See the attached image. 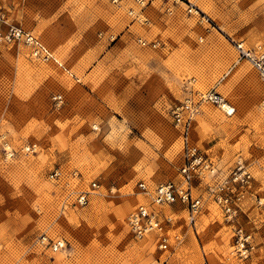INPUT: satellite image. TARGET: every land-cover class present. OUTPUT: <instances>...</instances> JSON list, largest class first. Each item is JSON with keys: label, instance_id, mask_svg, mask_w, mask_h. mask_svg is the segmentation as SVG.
Instances as JSON below:
<instances>
[{"label": "rangeland", "instance_id": "374dc122", "mask_svg": "<svg viewBox=\"0 0 264 264\" xmlns=\"http://www.w3.org/2000/svg\"><path fill=\"white\" fill-rule=\"evenodd\" d=\"M185 1L199 13L180 2L169 13L163 0L143 9L134 0H0V13L32 31L65 67L33 57L22 43L0 42V129L16 148L38 144L15 159L0 151V264H264V212L250 194L243 224L258 248L249 259L233 255L231 225L210 198L195 224L182 205L163 209L176 218L171 234L180 236L167 250L153 235L137 240L130 232V213L147 202L139 181L153 188L180 179L183 142L171 107L191 79L236 109L227 116L202 105L192 142L225 175L241 157L253 194L264 197L261 83L232 43L264 46V0ZM137 37L158 45L142 46ZM55 92L65 97L59 109ZM57 167L62 181L49 177ZM74 170L80 179L69 177ZM92 180L100 189L87 205H74L71 187ZM41 235L66 246L43 248Z\"/></svg>", "mask_w": 264, "mask_h": 264}, {"label": "built area", "instance_id": "2783aa9c", "mask_svg": "<svg viewBox=\"0 0 264 264\" xmlns=\"http://www.w3.org/2000/svg\"><path fill=\"white\" fill-rule=\"evenodd\" d=\"M117 1V0H115ZM153 0H134L141 9L145 8ZM167 5V11L173 13V7L178 3H184L188 12L199 13L197 7L190 5L185 0H163ZM128 15L138 18L140 15L134 9L128 11ZM140 20V19H137ZM202 41L203 37H199ZM0 42H18L30 48L31 55L44 61H54L60 67L63 64L56 58L51 50L30 30L13 23L9 17L0 13ZM137 42L142 45L156 47L158 42H149L143 37H137ZM239 59L247 60L256 70L261 83V101L264 105V46L261 44L247 45L244 41H232ZM51 103L59 109L65 102L61 92L51 95ZM212 104L220 108L227 116L235 112V107L217 90H199L195 88V79L189 80L185 87V96L171 107V116L175 128L182 134L181 165L178 181L167 180L158 183L151 188L149 184L141 180L138 189L146 197L147 202H142L130 213L128 225L132 236L137 240H143L151 235L154 243L161 250L170 247V239H180L177 234H171L176 218L173 213L164 212L165 207L182 205L188 211V220L196 223L197 216L202 211L205 200L210 198L222 210L225 219L232 229V253L241 259H249L258 248V242L253 232L243 224L247 214L246 198L250 194L254 205L264 212V197L254 195L253 174L249 165L239 157L235 164L225 175L224 169L217 160L201 149L190 138V129L197 116L202 115V105ZM38 144L27 142L20 147L14 146L6 133L0 129V151L3 159H15L18 156L36 153ZM77 171H71L69 177L80 179ZM49 177L54 181H62L65 177L61 167L53 169ZM71 187V186H70ZM101 187L98 181L92 180L87 188L69 191L67 197L73 198V204L84 206L89 203L90 197ZM203 189L202 192L196 190ZM206 197V198H205ZM36 243L52 251L65 248L63 239H52L47 235H41ZM1 247V244H0ZM208 264V263H205Z\"/></svg>", "mask_w": 264, "mask_h": 264}, {"label": "bare ground", "instance_id": "6f19581e", "mask_svg": "<svg viewBox=\"0 0 264 264\" xmlns=\"http://www.w3.org/2000/svg\"><path fill=\"white\" fill-rule=\"evenodd\" d=\"M256 71V70H255ZM236 110V109H235ZM233 114V113H232ZM249 168H250V166H249ZM250 171H251V168H250ZM251 173H252V171H251Z\"/></svg>", "mask_w": 264, "mask_h": 264}]
</instances>
